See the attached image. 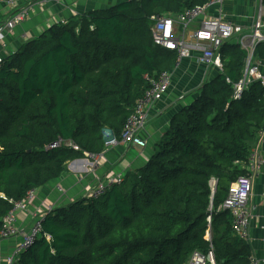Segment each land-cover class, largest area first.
Returning a JSON list of instances; mask_svg holds the SVG:
<instances>
[{
	"label": "trees",
	"instance_id": "trees-1",
	"mask_svg": "<svg viewBox=\"0 0 264 264\" xmlns=\"http://www.w3.org/2000/svg\"><path fill=\"white\" fill-rule=\"evenodd\" d=\"M209 1H124L54 24L2 60L0 232L11 200L59 179L83 152L103 153V131L121 137L147 77L175 70L176 52L153 42V17ZM220 52L223 72L173 115L148 162L100 198L48 212L42 236L14 264H188L195 250L213 251L216 264H250L248 241L219 207L248 174L264 130V87L256 81L235 99L248 52L235 40ZM254 60L264 62V44Z\"/></svg>",
	"mask_w": 264,
	"mask_h": 264
},
{
	"label": "built area",
	"instance_id": "built-area-1",
	"mask_svg": "<svg viewBox=\"0 0 264 264\" xmlns=\"http://www.w3.org/2000/svg\"><path fill=\"white\" fill-rule=\"evenodd\" d=\"M22 1L29 0H4L5 4L11 9H17ZM227 0H210L203 5H197L187 9L177 17L158 16L153 17L154 23L151 27V35L156 46L171 50L177 54L176 68H178L184 59H195L200 65L207 69L223 72L224 63L220 52L221 47L229 41L236 38L241 48L248 52L245 61V70L243 77L237 83H232L234 88L233 97L240 99L245 89L256 81H259L264 87V69L262 62L254 61L253 54L259 44H264V2L257 0L258 7L256 15L251 24V33H245V28L239 24L227 21L224 18L223 6ZM211 8H217L216 16L209 15ZM29 15L27 9L16 11L11 18L0 27V40H3L6 31H12L17 25L26 20ZM196 55V56H195ZM3 58L0 56V70ZM172 71H165L158 77L148 78L150 88L140 98L132 114L126 119L123 132L120 138H117L113 131L105 129L103 131L106 147L118 146L119 144L131 146H146V141L141 137L149 121L152 107L161 101L172 85ZM264 96V95H263ZM263 132V131H262ZM261 132V133H262ZM56 142L49 148H56L61 145ZM65 145L81 151L79 145L72 141L65 142ZM84 156L95 158L88 152H83ZM98 165V160L92 164V167ZM264 166V157L253 150L248 164V174L241 176L232 184L229 195L225 202L219 207V211H229L232 215V226L234 233L241 239L248 240L249 227L251 222L250 202L253 193V178L260 172ZM124 180L123 174L109 176L106 179H99L90 192L85 196L91 199L100 198L108 188L113 185L121 184ZM214 182V181H213ZM213 184V183H212ZM37 190H30L26 196L19 201L11 200L12 209L4 218V223L0 232L1 240H9L20 237L21 240L15 247L14 253L7 257L6 264H14L16 257L29 249L42 236L43 221L50 208L45 214L35 212L33 222L28 230H23L18 226L19 215L27 213L32 202L36 197ZM209 224L211 217H208ZM209 233H207V236ZM47 240L51 239L47 236ZM188 264H215L213 251L207 254L199 250L191 253ZM253 264H256L254 262Z\"/></svg>",
	"mask_w": 264,
	"mask_h": 264
},
{
	"label": "crops",
	"instance_id": "crops-1",
	"mask_svg": "<svg viewBox=\"0 0 264 264\" xmlns=\"http://www.w3.org/2000/svg\"><path fill=\"white\" fill-rule=\"evenodd\" d=\"M124 1L128 0H29L22 1L17 9L11 10L4 0H0V27L4 26L16 11H29L24 22L12 31L4 33L3 40H0V56L4 59L16 53L24 42L40 36L54 24L89 11L107 9ZM257 7V0H227L223 6L224 18L243 26L246 34L251 33L250 27ZM217 14V8L209 10V15ZM259 62H262L264 69V62ZM215 76V71L198 64L195 59H184L172 73L171 88L151 109L147 126L141 133L147 143L146 147L124 144L105 146L103 153L95 158L83 156L69 161L67 171L59 179L37 190L29 211L19 215V228L28 230L35 212L45 214L50 208L66 206L84 198L98 178L106 179L118 174L125 177L126 173L142 168L151 157L155 144L167 131L173 115L187 103L194 91L207 79ZM253 150L264 157V130ZM95 159L98 160V165L92 167ZM250 208L251 222L247 240L252 251L250 264H264V166L253 178ZM20 240V237L1 240L0 264H6V258L14 253ZM214 262L216 263L215 257Z\"/></svg>",
	"mask_w": 264,
	"mask_h": 264
},
{
	"label": "bare ground",
	"instance_id": "bare-ground-1",
	"mask_svg": "<svg viewBox=\"0 0 264 264\" xmlns=\"http://www.w3.org/2000/svg\"><path fill=\"white\" fill-rule=\"evenodd\" d=\"M252 32V31H251ZM258 46V45H257ZM147 144V143H146ZM146 147V146H145ZM93 155V154H92ZM125 178V177H124ZM124 181V180H123ZM215 182V181H214ZM213 182V183H214ZM108 190V189H107ZM85 198V197H84ZM212 221V220H211ZM249 229H250V227H249ZM210 235V234H209ZM248 239H249V237H248ZM247 241V240H246ZM205 254V253H204ZM190 258V257H189ZM189 263V262H188ZM215 263V262H214ZM216 264V263H215Z\"/></svg>",
	"mask_w": 264,
	"mask_h": 264
},
{
	"label": "rangeland",
	"instance_id": "rangeland-1",
	"mask_svg": "<svg viewBox=\"0 0 264 264\" xmlns=\"http://www.w3.org/2000/svg\"><path fill=\"white\" fill-rule=\"evenodd\" d=\"M234 40H236V38H234ZM233 41V40H232ZM7 259V258H6Z\"/></svg>",
	"mask_w": 264,
	"mask_h": 264
}]
</instances>
